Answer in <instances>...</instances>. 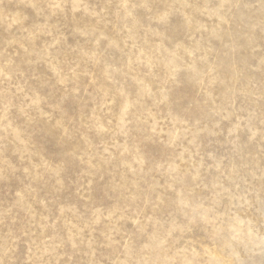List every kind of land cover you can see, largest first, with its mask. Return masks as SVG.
Listing matches in <instances>:
<instances>
[{"label": "rangeland", "instance_id": "rangeland-1", "mask_svg": "<svg viewBox=\"0 0 264 264\" xmlns=\"http://www.w3.org/2000/svg\"><path fill=\"white\" fill-rule=\"evenodd\" d=\"M0 264H264V0H0Z\"/></svg>", "mask_w": 264, "mask_h": 264}]
</instances>
